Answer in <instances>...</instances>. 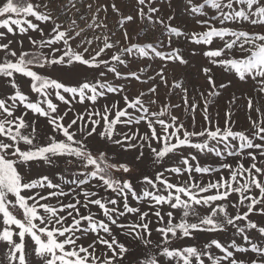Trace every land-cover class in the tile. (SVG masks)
Here are the masks:
<instances>
[{
	"label": "snow or ice",
	"instance_id": "obj_1",
	"mask_svg": "<svg viewBox=\"0 0 264 264\" xmlns=\"http://www.w3.org/2000/svg\"><path fill=\"white\" fill-rule=\"evenodd\" d=\"M156 2L135 0L136 14L164 26L166 43H131L125 29L127 45L105 36L102 46L93 47L99 37L87 38L78 23L86 20L80 9L92 12V3L0 0V264H264V219H251L264 218V110L247 98L249 112L259 117H249L247 131L233 129L231 112L223 127L208 115L209 101L229 87L216 84L214 68L250 80L264 95V31L227 26L264 28V0H182L201 29L191 32L172 25L173 16L166 23L154 15L160 11L152 6ZM110 7L122 17L121 28L136 19L123 16L114 3ZM107 9L97 3L87 28H107L96 23ZM9 35L27 36L30 49ZM174 39L191 43V55L207 59L201 71L209 91L200 94L202 108L190 102L182 82L172 85L183 93L191 130L169 111L181 105L152 110L158 101L144 97L157 94L155 85L130 97L125 84L116 83L155 80L146 68L133 71L130 65L159 59L156 76L167 87L163 64H188L181 49L172 47ZM49 69L75 82L54 77ZM19 78L26 79L27 92ZM110 95L120 97L123 107L108 103ZM236 99L233 95L229 103ZM198 110L205 121L199 131ZM121 153L157 170L142 174L137 188L121 174L132 170L118 160ZM205 156L216 160L202 163ZM60 164L66 167L53 176L41 171ZM229 232L228 240L213 236L203 245L173 247L174 241H196L201 233Z\"/></svg>",
	"mask_w": 264,
	"mask_h": 264
},
{
	"label": "rangeland",
	"instance_id": "obj_2",
	"mask_svg": "<svg viewBox=\"0 0 264 264\" xmlns=\"http://www.w3.org/2000/svg\"><path fill=\"white\" fill-rule=\"evenodd\" d=\"M59 2V0H58ZM63 4H67L68 0H62ZM203 0H193V3L199 4L202 3ZM85 4L92 3L94 5L93 11L88 12L86 8H81L80 11L85 14L86 20L81 21L78 19V23L81 25V27L86 28V32L84 35L89 38L93 39L94 37H99V41L94 40L93 47L102 46V41L105 36H108L111 41L116 42L118 41L121 45H127L129 41L124 40V30L126 29L130 38L131 43H153L155 44L158 40L167 42V34L165 32L164 26L156 23H152L151 21L141 19L136 14V6H135V0H84ZM105 5L108 6L107 13L104 11H101L99 13V16L97 18L96 23L99 24L101 21L103 23L107 24V28L99 27L95 28V25H93V28H95V31L91 28H87L88 24L92 23V16L95 12V5L96 4ZM115 4L117 8L120 9V12L123 14V16L133 15L136 16V19L132 22H126L123 26V28L120 27L119 21L122 19L120 15L113 12L112 8L110 7L111 4ZM79 6V4H78ZM153 7L159 8L160 11L154 15L156 16H162L167 23V18L169 16L175 17L171 21V24L184 30L187 32L191 31H200L201 29L195 24V19L186 13L185 11V3L182 2V0H170V5L168 0H157L156 3L152 5ZM209 12V15L214 14L211 9H206ZM75 9H73V12ZM147 11V9H145ZM68 15H72V13H68ZM105 17H107L105 19ZM196 18H203V17H196ZM219 26V25H217ZM228 27H232L234 29H244L248 30L250 32H259L264 31V28H262L259 25H249L247 23L244 24H229ZM33 38H39L36 33H29ZM8 39L11 40H20L23 39L24 41V49H30L31 45L28 42L27 36L21 37L19 35L13 37L12 35L8 36ZM6 42V41H5ZM16 50L19 52L20 48L18 45H13ZM173 48L179 47L181 49L182 55L185 59L188 60L187 65H181L178 62L172 63V62H165L163 64V68L165 70V73L167 75L168 79V86L165 87L164 84L161 82L160 77L156 76V72L160 70L162 67V62L159 59L156 60H147V59H136L133 64L130 65V69L133 71L138 70L141 67L146 68L147 75L148 76H155V80L149 82V83H139L135 80H131L129 82L125 81H116L118 84H125L126 88L129 90L128 94L130 97H134L138 95L140 92H147L149 88L152 86L157 87V94L155 96L152 95H146L144 97L145 101H150L152 99H156L158 101L157 104L152 105L151 108L153 111L159 110L162 105L164 104H170V105H181L179 108H170L169 111L172 112V114L178 116L180 118V121L185 124L186 127L191 130V125L193 123L192 116L190 113L185 112L183 103H182V91L178 88H173L172 85L174 82H182L183 87L188 90L187 95L189 97L190 102L192 103H199L200 107H203L204 100L201 98L200 94L204 93L205 96H207V93L209 91V85L207 84L203 74H202V67L207 65V59L202 56L198 52L197 55L193 56L191 55V52L194 48V46L191 43H188L181 39L179 43L177 44L175 39L173 40L172 44ZM113 51H116V49H113ZM121 72H126L128 69L123 68L122 66L119 69ZM48 74L59 77L65 80V82H75L74 80H70L69 77L61 72V71H52L51 69L48 70ZM213 74L215 76V82L217 85L220 83H226L229 84V87L225 89L220 90V95L218 97L214 98V102L210 100V107L208 115L211 116L213 122H219V125L221 127L224 126L225 123V113L231 112V126L234 130L237 131H247L250 130L251 124L249 117L253 120L259 119L257 113L255 111L249 112L247 108V98L251 97L254 102V107H260L262 110H264V95L258 94L256 91H254V84L249 80L248 82H241L237 78H235L232 74L223 72L219 68L213 69ZM83 75H90L88 73H82ZM20 82L22 84V88L25 92L28 91V83L25 78H19ZM109 80H111V76H109ZM233 95L237 97L234 104L229 103L230 100H232ZM119 102L120 106L123 107V101L120 97L115 95H110L108 98V103L112 102ZM104 101H101L103 103ZM81 110L83 109V106H77ZM203 113L201 111H197L195 116V124H196V130L199 131L201 127L205 124V121L203 120ZM167 119V117H164ZM41 129L46 130V125L41 121L40 124ZM142 130H144L142 128ZM145 153H147V149L144 150ZM202 163H209L212 164L216 160L214 156H205L200 158ZM118 160L120 162L128 163L131 165L132 170L127 173L123 174L128 178L132 179V182L134 186L137 188L140 187L139 179L142 174L147 175H154L155 169L147 160L144 163H140L138 161H135L133 158L132 153H121L118 156ZM169 163H174V161H170ZM66 167L64 164H60L58 169H53L52 171H49L47 168L41 169L45 174H48L50 176H53V173L56 170H63ZM54 178V177H53ZM105 195H111L110 193H104ZM254 221L260 222L262 219L258 215H253L251 217ZM215 236L216 238H219L221 240H228L231 237V232L226 234H216V233H201L198 234L196 241L192 240H176L173 242V247H179L181 245H187L192 243H197L200 245H203L208 239ZM237 240L238 243H242L239 236L232 237ZM255 238V237H254ZM122 239V237H121Z\"/></svg>",
	"mask_w": 264,
	"mask_h": 264
}]
</instances>
